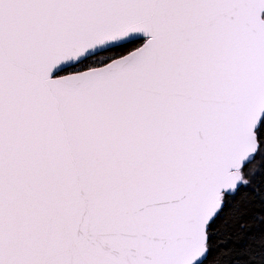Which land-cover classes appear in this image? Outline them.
Returning <instances> with one entry per match:
<instances>
[{
	"label": "snow or ice",
	"instance_id": "6c2138e0",
	"mask_svg": "<svg viewBox=\"0 0 264 264\" xmlns=\"http://www.w3.org/2000/svg\"><path fill=\"white\" fill-rule=\"evenodd\" d=\"M0 264H264V0H0Z\"/></svg>",
	"mask_w": 264,
	"mask_h": 264
}]
</instances>
